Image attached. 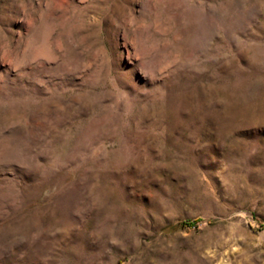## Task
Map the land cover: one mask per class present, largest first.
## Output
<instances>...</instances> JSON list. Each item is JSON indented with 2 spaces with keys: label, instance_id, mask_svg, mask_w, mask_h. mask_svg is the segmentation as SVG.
<instances>
[{
  "label": "rangeland",
  "instance_id": "rangeland-1",
  "mask_svg": "<svg viewBox=\"0 0 264 264\" xmlns=\"http://www.w3.org/2000/svg\"><path fill=\"white\" fill-rule=\"evenodd\" d=\"M0 264H264V0H0Z\"/></svg>",
  "mask_w": 264,
  "mask_h": 264
},
{
  "label": "trees",
  "instance_id": "trees-1",
  "mask_svg": "<svg viewBox=\"0 0 264 264\" xmlns=\"http://www.w3.org/2000/svg\"><path fill=\"white\" fill-rule=\"evenodd\" d=\"M179 226L183 228V227H186V226H193V225H191L190 223L182 222Z\"/></svg>",
  "mask_w": 264,
  "mask_h": 264
}]
</instances>
